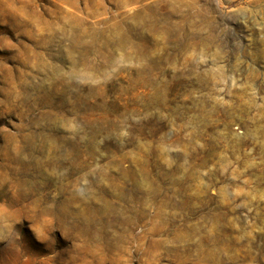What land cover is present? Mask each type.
I'll return each mask as SVG.
<instances>
[{
	"label": "rangeland",
	"instance_id": "rangeland-1",
	"mask_svg": "<svg viewBox=\"0 0 264 264\" xmlns=\"http://www.w3.org/2000/svg\"><path fill=\"white\" fill-rule=\"evenodd\" d=\"M0 264H264V0H0Z\"/></svg>",
	"mask_w": 264,
	"mask_h": 264
}]
</instances>
